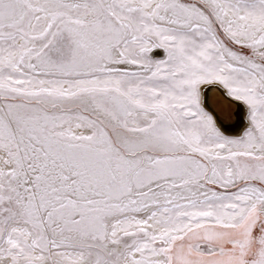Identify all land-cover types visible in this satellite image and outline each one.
<instances>
[{
    "label": "rangeland",
    "instance_id": "obj_1",
    "mask_svg": "<svg viewBox=\"0 0 264 264\" xmlns=\"http://www.w3.org/2000/svg\"><path fill=\"white\" fill-rule=\"evenodd\" d=\"M223 84L253 128L220 132ZM264 260V0H0V264Z\"/></svg>",
    "mask_w": 264,
    "mask_h": 264
},
{
    "label": "bare ground",
    "instance_id": "obj_2",
    "mask_svg": "<svg viewBox=\"0 0 264 264\" xmlns=\"http://www.w3.org/2000/svg\"><path fill=\"white\" fill-rule=\"evenodd\" d=\"M199 92L203 108L210 113L220 132L242 137L253 128L248 103L232 95L223 84L205 83L199 87Z\"/></svg>",
    "mask_w": 264,
    "mask_h": 264
},
{
    "label": "crops",
    "instance_id": "obj_3",
    "mask_svg": "<svg viewBox=\"0 0 264 264\" xmlns=\"http://www.w3.org/2000/svg\"><path fill=\"white\" fill-rule=\"evenodd\" d=\"M224 134V133H223ZM226 135V134H225ZM230 136V135H227ZM231 137V136H230ZM235 138H240V137H236V136H232ZM246 264H264V260H259L258 262H254V261H250L249 258H247L246 260Z\"/></svg>",
    "mask_w": 264,
    "mask_h": 264
},
{
    "label": "water",
    "instance_id": "obj_4",
    "mask_svg": "<svg viewBox=\"0 0 264 264\" xmlns=\"http://www.w3.org/2000/svg\"><path fill=\"white\" fill-rule=\"evenodd\" d=\"M210 94V93H209Z\"/></svg>",
    "mask_w": 264,
    "mask_h": 264
}]
</instances>
